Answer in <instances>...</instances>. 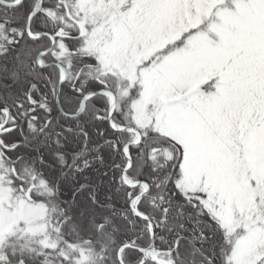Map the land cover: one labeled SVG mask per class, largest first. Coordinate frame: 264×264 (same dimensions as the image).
Instances as JSON below:
<instances>
[{"label": "snow or ice", "instance_id": "snow-or-ice-1", "mask_svg": "<svg viewBox=\"0 0 264 264\" xmlns=\"http://www.w3.org/2000/svg\"><path fill=\"white\" fill-rule=\"evenodd\" d=\"M0 264H264V0H0Z\"/></svg>", "mask_w": 264, "mask_h": 264}]
</instances>
